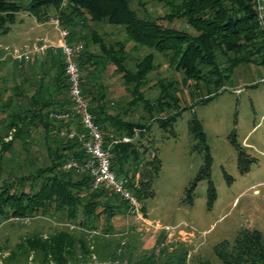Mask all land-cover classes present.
Returning <instances> with one entry per match:
<instances>
[{"label":"rangeland","instance_id":"1","mask_svg":"<svg viewBox=\"0 0 264 264\" xmlns=\"http://www.w3.org/2000/svg\"><path fill=\"white\" fill-rule=\"evenodd\" d=\"M15 1L21 4V9L11 30L0 35V40L13 45L11 40L24 27L31 40L45 26L56 31L54 20L58 18L60 24L70 28L72 39L82 44L83 52L94 62L83 70L85 85L93 90L91 97L102 100L103 110L114 120L144 127L129 137L137 155L129 158L128 166L138 165L146 176L152 175L157 167L159 170L151 185L152 195L138 199L142 217L129 212L127 203L104 194L96 199L100 215L89 222L96 225L93 230L84 231L72 220L59 216L0 217V264L9 254L15 255L11 263L29 264L32 255L22 253L18 247L20 240L31 233L47 235L56 230H67L76 236L89 232L90 264H222L213 251L216 244L232 241L245 228L258 229L264 236V82L261 81L264 38L254 61L240 63L225 73L221 65L223 56H219L220 70L206 68L199 77L192 78L176 67L174 50H158L137 43L123 25L105 19L92 20L87 13L74 15L68 5L70 0H60L34 14L26 9L30 0ZM185 3L186 0H129V7L138 17L162 27L195 33L183 14ZM80 18L82 23L78 21ZM261 20L264 28V19ZM32 42L23 45L16 41V49L33 53L38 44ZM106 50L121 59V66L109 60ZM15 54L0 53L3 98L14 85L23 86V66H18L20 62ZM147 54L153 55L152 68L141 78H134L137 63ZM32 74H29L31 80ZM63 103L60 110L70 108L68 99ZM89 103L94 108L96 103ZM10 111L7 109V113ZM194 119L202 126L211 156L210 178L199 181L195 179L203 164V150L189 130V122ZM56 121L55 127L60 132L56 137L66 139L69 129L81 130L76 117ZM41 131L42 127H38L32 133L27 152L16 141L13 153H3L0 180L6 176L12 180L48 163ZM11 133L12 130L5 141L10 140ZM232 137L254 158L244 172L239 170L237 153L230 142ZM49 142L52 147L56 144L53 137ZM155 157L157 163L151 166ZM11 171L14 176H10ZM136 176L138 180L141 177ZM210 182L215 198L209 205ZM112 209L115 213L109 214ZM182 251L187 252L184 263Z\"/></svg>","mask_w":264,"mask_h":264},{"label":"trees","instance_id":"2","mask_svg":"<svg viewBox=\"0 0 264 264\" xmlns=\"http://www.w3.org/2000/svg\"><path fill=\"white\" fill-rule=\"evenodd\" d=\"M59 2L60 0H30L26 9L34 14L43 7ZM256 2V0H186L183 14L187 24L195 30V33L162 27L154 21L140 18L130 9L129 0H70L68 5L74 15L83 16L87 13L92 20L105 19L109 23L123 25L130 38L137 43H146L158 50H174L176 67L186 76L195 78L199 77L206 68L219 69L220 65L218 66L217 63L219 56H223L224 62L221 65L225 73L231 72L240 63L254 61L255 55L261 50L259 44L264 38V28L258 17ZM20 9L21 4L15 0H0V35L8 34L16 22ZM78 21L83 22L81 18ZM68 40L72 42L69 38ZM106 52L114 65L121 66V59L117 55L110 54L107 50ZM77 64L81 72L82 91L89 101L96 103L91 110L106 140H109V134L119 138L132 137L136 129L144 128L140 124L114 120L106 114L102 100L94 98L95 96L91 97L93 90L86 86L83 77V70L94 64L91 56L82 50L77 56ZM152 65L153 55L147 54L137 63L134 78L146 75ZM48 73V69H44L38 77L33 72L31 75L33 80L28 75L23 79L26 82L25 87L14 85L10 89V94L4 98L0 91V114H2L0 157L5 152L13 153L16 141H19L27 152L32 133L36 132L38 127H42L40 133L44 138L48 160L45 165L33 171H25L26 173L20 176H14L11 171L10 176H14L12 180H9V176L0 180V217L24 219L32 218L37 214L59 216L72 220L84 231L93 230L96 225L91 226L89 222L100 215L96 210L98 204L96 199L103 194L105 196L110 194L102 188L93 190L87 173L63 168L67 158L81 159L84 154L77 140L68 137L65 139L64 136L56 137L60 132L59 128L55 127L57 121L53 115L64 107V103L57 108L54 105V95L49 92L48 81H45ZM56 79V82L61 83L58 89L66 87L68 93L65 76ZM62 99H68L70 102L68 96L64 95ZM7 109L11 111L7 113ZM11 130L10 140L5 141ZM53 130L57 134H54ZM189 130L199 140L203 150V164L195 180L208 179L211 156L202 126L197 119L189 122ZM52 137L56 141L54 147L50 146L49 142ZM230 142L237 153L240 172L246 171L254 158L249 156L242 144L234 137ZM136 155L137 148L131 141L119 142L113 147L112 167L118 175L130 179L129 185L141 201L143 197L152 195L151 185L159 167L157 170H152V175L146 176L145 172L137 167L138 165L134 168L133 165L128 166L129 158L132 156L135 158ZM156 163L155 157L150 165ZM136 174L141 175L137 183L134 181ZM208 186L210 205L215 198V189L211 182ZM110 196L126 204L119 196ZM114 213L113 209L109 211V214ZM19 245L22 253L32 255L29 264H90L88 261L92 256L89 232H82L78 236L67 230H56L47 235L31 233L22 238ZM213 251L222 264H264V236L258 229L245 228L240 230L232 241L223 240L216 244ZM186 257L187 252L182 251L183 263ZM14 258V254H9L1 264H14L11 263Z\"/></svg>","mask_w":264,"mask_h":264},{"label":"built area","instance_id":"3","mask_svg":"<svg viewBox=\"0 0 264 264\" xmlns=\"http://www.w3.org/2000/svg\"><path fill=\"white\" fill-rule=\"evenodd\" d=\"M257 11L260 22L264 15V0H256ZM59 23V19L54 20L55 29L58 35L57 42L46 44L35 48L36 51L44 52L50 49L54 54H59L64 76L67 82L70 108L54 113V118L63 119L69 116L76 117L80 124V131L69 129L66 133L70 139L80 143L84 156L81 159L69 157L63 164L65 170L75 169L85 172L91 179L93 190L105 189L110 195H117L128 205V211L135 216L142 217L138 211L139 201L129 185L130 179L117 174L112 167L113 147L119 142H129L130 138H121L109 134L106 140L101 126L95 121L90 103L82 91L81 72L77 64V56L82 52L83 46L78 42H69V30ZM14 50V56L20 61L29 59L32 51ZM264 82V78H261ZM137 183V176L135 178Z\"/></svg>","mask_w":264,"mask_h":264},{"label":"crops","instance_id":"4","mask_svg":"<svg viewBox=\"0 0 264 264\" xmlns=\"http://www.w3.org/2000/svg\"><path fill=\"white\" fill-rule=\"evenodd\" d=\"M50 23V21H48ZM20 25L22 26L23 21L19 22ZM47 23V24H49ZM40 25V23H38ZM42 24V23H41ZM66 27V26H65ZM35 28V26H33V29ZM68 28V27H67ZM26 27L24 28H19V33L17 35V37H15V39L11 40L13 43V45H8L5 44L6 41H1L0 40V53L6 55H10L11 52H14V50H18L16 48L17 45L15 44V42L17 41V43L21 42L23 43V45H30L31 41L34 40V45L38 44L35 48L46 45V44H54L57 42L58 39V35L57 32L53 29V27H48L45 26L42 28V30H38L39 34L37 37H35L34 39L31 40V37H29V35L27 36L26 32ZM68 30L70 31V36L69 39L72 42H75L72 39V34H71V30L70 28H68ZM38 43H37V41ZM36 42V43H35ZM20 44V43H19ZM8 53V54H6ZM2 58V57H1ZM4 59V58H2ZM19 67L23 66V75H22V79L27 77L31 72H35V74H37V76H40L41 71L43 72L44 69H48L49 73L48 76L45 78V81L49 84V92L53 93L54 95V105L56 106V108L63 103V99L62 97L68 96V93L66 91V87L65 89L59 88L58 86H61L60 81L56 82V78L61 79L62 77L64 78V75L62 74V61L60 58L59 54H54L49 48L46 49L44 52L41 51H33L32 55L30 56L29 59H22L19 61ZM32 63V64H31ZM36 79V78H35ZM23 86H26V82L22 81ZM64 85V83H63ZM62 92V93H60ZM59 93V94H58ZM245 139L243 140L244 143ZM246 145H248L245 142ZM137 175V174H136Z\"/></svg>","mask_w":264,"mask_h":264}]
</instances>
